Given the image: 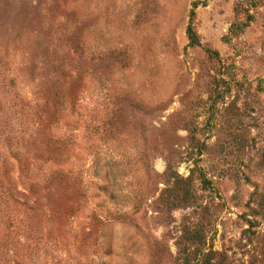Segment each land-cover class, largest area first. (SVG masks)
<instances>
[{"label": "rangeland", "instance_id": "rangeland-1", "mask_svg": "<svg viewBox=\"0 0 264 264\" xmlns=\"http://www.w3.org/2000/svg\"><path fill=\"white\" fill-rule=\"evenodd\" d=\"M0 264H264V0H0Z\"/></svg>", "mask_w": 264, "mask_h": 264}, {"label": "trees", "instance_id": "trees-1", "mask_svg": "<svg viewBox=\"0 0 264 264\" xmlns=\"http://www.w3.org/2000/svg\"><path fill=\"white\" fill-rule=\"evenodd\" d=\"M187 34H188V38H189V40H190V42H191L192 44L197 43V35H196V33L191 29V27L188 28Z\"/></svg>", "mask_w": 264, "mask_h": 264}]
</instances>
